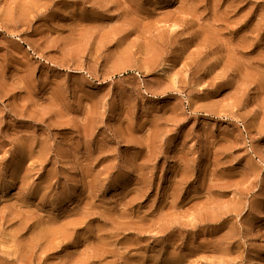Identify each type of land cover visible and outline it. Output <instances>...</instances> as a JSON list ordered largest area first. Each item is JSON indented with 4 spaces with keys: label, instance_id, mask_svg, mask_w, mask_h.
Returning <instances> with one entry per match:
<instances>
[{
    "label": "rangeland",
    "instance_id": "rangeland-1",
    "mask_svg": "<svg viewBox=\"0 0 264 264\" xmlns=\"http://www.w3.org/2000/svg\"><path fill=\"white\" fill-rule=\"evenodd\" d=\"M0 264H264V0H0Z\"/></svg>",
    "mask_w": 264,
    "mask_h": 264
}]
</instances>
